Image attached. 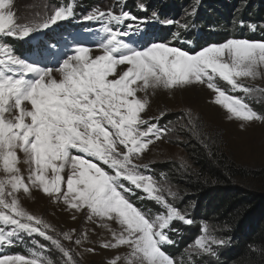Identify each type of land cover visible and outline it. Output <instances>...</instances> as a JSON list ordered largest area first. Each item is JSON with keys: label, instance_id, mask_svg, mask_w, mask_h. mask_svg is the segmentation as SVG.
<instances>
[{"label": "snow or ice", "instance_id": "6c2138e0", "mask_svg": "<svg viewBox=\"0 0 264 264\" xmlns=\"http://www.w3.org/2000/svg\"><path fill=\"white\" fill-rule=\"evenodd\" d=\"M12 4L13 0H0V36L26 39L74 15V2H69L51 15L20 22ZM139 8L144 9V5ZM128 19L137 20L126 11L116 14L112 10H91L83 20L100 22L93 42L100 54L93 55L92 47L73 41L75 46L67 53H57L66 58L62 62L57 60L56 69L29 62L15 55L10 45L0 43V165L6 174L0 178V247L12 245V238H19L21 232L39 234L51 241L69 264H75L72 250L48 235L46 230L51 226L27 212L16 197L21 189L29 193L30 188H38L54 200H62L70 209H86L90 220L94 217L114 220L120 225V232L111 230L114 242H104L102 246L127 245L130 253L125 257L126 264H176L162 250L163 245L174 243L164 230L174 220L185 224L192 221L163 195L167 191L168 196L175 198L177 193L139 171L148 165L133 162L156 140L174 130L152 122L166 112L160 117H143L150 103L149 91L154 93L161 88L170 91L204 83L216 93L215 103L223 106L230 117L248 122L264 120L242 97L228 95L215 82L219 78L232 90L246 94L264 92L241 82L261 75L264 41L228 39L194 54L169 43L155 42L142 47L136 41L125 40L131 39L132 26L127 31L119 26ZM162 23L187 27L172 20ZM54 71L60 73L59 79L53 75ZM140 92L143 97L137 95ZM184 116L187 124L181 127L198 133V118H193L190 110ZM18 152L25 155V162L30 165L27 183L19 175ZM122 179L147 193L166 213L148 218L127 198L125 193H131L132 188L121 183ZM8 226L11 230L5 231ZM72 231L64 232V239L71 240ZM202 232L186 249L189 259L193 253L215 255L212 245L226 243L209 235L207 225ZM84 239L87 237L82 236L75 243L79 245ZM118 259L119 256L114 257L109 264H117ZM0 264H51V261L33 251L27 257L0 255Z\"/></svg>", "mask_w": 264, "mask_h": 264}, {"label": "rangeland", "instance_id": "374dc122", "mask_svg": "<svg viewBox=\"0 0 264 264\" xmlns=\"http://www.w3.org/2000/svg\"><path fill=\"white\" fill-rule=\"evenodd\" d=\"M23 1L25 3L21 5L19 3L20 0H13L11 6L12 11L16 14L20 22L24 21L36 7L45 8L43 7L46 3L45 0ZM89 1H96L103 8H107L114 0ZM228 6L227 4L219 8L211 15V18L218 25L215 28L221 29V24L225 21L226 9H230ZM40 11L41 8L35 12ZM243 32L248 33L247 30ZM148 40L150 44L156 42V39H145L143 35L137 37L135 41L137 46L147 47L150 45L147 44ZM29 42V39H22L18 45L24 52H27L25 48ZM209 45H212V43L210 42L207 46ZM11 47L13 49V46ZM99 54L100 51L93 47V55ZM51 68L56 69L58 67ZM120 70L122 71L123 68L121 67ZM53 75L57 79L60 78L59 72L54 71ZM241 82L245 86L253 89H264V69H261V75L256 79L246 78ZM206 87L204 83H195L170 91L162 88L157 89L154 93L151 90L149 91L150 103L146 111L142 114L143 117L148 119L149 117L159 116L162 112H166V115L163 116L164 118L174 117L172 119L173 123H171V127L174 130L168 132L162 139L156 140L141 156L134 158L133 161L137 165L154 163L166 169L169 174L168 179L163 182L156 181L157 184L165 189L170 187L173 192L183 196L184 203L188 201L187 205H194L198 208H201L202 201H198L195 198L198 197V194L194 196L189 185L193 170H195L194 153L196 143H205L213 146V148H217V150L224 152L228 159L236 166L244 168L246 171L262 173L261 170L264 169V120L248 122L230 117V114L223 106L215 103L216 93ZM225 89L229 92L235 94L240 93L242 96H245L248 103L252 98L262 93L253 91L251 94H246L243 91H234L227 83L225 84ZM137 95L143 97L144 93L140 92ZM251 108L260 116L264 117V93L259 102L252 105ZM258 109L260 110L258 111ZM186 110L191 111L193 118H198V133L181 127V124H187V118L184 116ZM121 150L123 149L121 148ZM73 154L76 153L74 152ZM18 157L17 167L19 168V175L27 183L30 165L25 162V155L22 152H18ZM5 175L2 165H0V178H4ZM63 175L66 177L67 171ZM235 183L239 184L242 189H246L252 193L264 192L263 175L257 174L256 177L252 178L236 179ZM164 193L167 194V191ZM16 197L20 205L27 212L40 217L45 223L51 226L46 230L47 233L59 239L64 248L72 250V258L75 264H109V261L117 256L120 257L117 260V264H126L125 257L130 253L127 245L116 248H105L102 246L104 242H114L111 230H115L117 233L121 231L120 225L114 220L101 221L95 217L90 220L88 219L86 209L80 211L70 209L62 200H54L38 188H30L29 193H25L21 189L16 193ZM9 199L11 198L9 197ZM159 207L160 204L155 200H150L147 211L154 215V209H158ZM202 216L204 217V226L207 225L209 235H213L217 239L222 240L227 227L221 222L210 219L207 211ZM103 224H107L108 227L101 226ZM5 229L6 231H10L11 226ZM69 231H72V239L66 240L62 234ZM26 234L29 235V233ZM201 235H203L202 231L198 237ZM82 236H86L87 239L82 240L79 245L76 244V239ZM30 248L31 252L35 251L43 256L35 244H31ZM88 249H91V251ZM231 249L232 247L228 248L227 251ZM49 251L50 255L52 253L50 257L52 259L51 264H69L67 257L54 244L50 247ZM45 260L48 261L46 258Z\"/></svg>", "mask_w": 264, "mask_h": 264}, {"label": "trees", "instance_id": "16d2710c", "mask_svg": "<svg viewBox=\"0 0 264 264\" xmlns=\"http://www.w3.org/2000/svg\"><path fill=\"white\" fill-rule=\"evenodd\" d=\"M182 1L190 0H169V3L177 6ZM250 2L253 4L247 12L253 6L258 8V12H252L254 17L264 12V0ZM19 3L25 2L20 0ZM150 3L155 5V2ZM201 3L210 9L215 0H201ZM194 154L195 170L189 185L193 195L198 194L195 198L202 201L201 208L195 207V213L202 216L207 211L210 219L224 224L227 229L223 238L228 237V248L232 247L226 249L219 264H264V192L252 193L235 183L236 179L264 176V169L262 173L246 171L229 160L224 152L205 143H196Z\"/></svg>", "mask_w": 264, "mask_h": 264}, {"label": "bare ground", "instance_id": "6f19581e", "mask_svg": "<svg viewBox=\"0 0 264 264\" xmlns=\"http://www.w3.org/2000/svg\"><path fill=\"white\" fill-rule=\"evenodd\" d=\"M206 88H208V87H206Z\"/></svg>", "mask_w": 264, "mask_h": 264}]
</instances>
